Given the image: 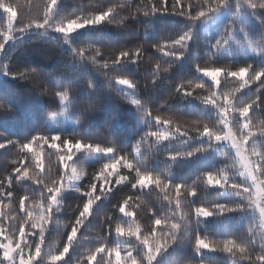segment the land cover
<instances>
[{
    "label": "trees",
    "instance_id": "16d2710c",
    "mask_svg": "<svg viewBox=\"0 0 264 264\" xmlns=\"http://www.w3.org/2000/svg\"><path fill=\"white\" fill-rule=\"evenodd\" d=\"M46 0H4V3L21 7L17 8L18 19L27 21L38 14L42 15L43 4ZM215 0H207L214 3ZM241 4L243 0H240ZM175 0H167L168 12H158L154 16L144 17L137 13V9H150L152 5L161 7L162 0H59L57 16L65 17L79 13L90 14L108 6H116L119 15L115 17H127L123 25L117 27L115 23H102L89 26L71 34L67 40L65 37L52 29H31L24 33L14 34L3 51H0V142L8 139L20 140L30 138L38 130L47 135L48 133L66 135L68 139H83L85 142L100 144L101 147L113 146L117 151L113 154L117 159L125 157L128 161L136 163L137 159H143L142 170L153 172L162 179L171 180L173 183H186L192 186V181L201 172L213 171L217 175L228 174L237 180L239 169L238 159L234 149L227 143L213 144L209 147L206 137H199L196 129L203 130L205 125L214 130H221L223 125L219 123L217 111L202 101L212 92L220 95L218 103L223 102V95L235 96L238 103H248L259 94L261 97L260 107L250 111V128L258 137L257 148H264V141L260 140L264 132V89L256 92L259 82H254L248 87L239 89L240 82L236 78L221 75L219 88L212 86L209 78L202 77L197 72L196 66L201 68L219 67L227 71L238 70L239 67L251 63L253 70L264 68V52L260 58L242 56L237 54L239 44L251 45L258 50H264V10L252 12L246 6L236 13L237 0H229L228 5L222 8L207 22H197L191 25L189 21L172 14V5ZM121 4L124 7H119ZM191 4V11L199 10L205 6V0H181V5L187 10ZM236 13L234 16L233 14ZM235 25L234 40L225 46L215 56H210L209 42L219 38V32L229 22ZM209 26L204 32V28ZM6 16L0 9V30H6ZM191 28L192 40L184 55L173 61L174 57L158 52L152 47L155 43H169L165 51H175L170 41L178 39L180 35ZM243 28V31H241ZM247 33V40L245 38ZM147 37V39H145ZM223 38H229L224 33ZM239 41L237 44L235 41ZM95 45L101 47L103 56L97 59L111 60L120 50H132L142 46V57L138 63H124L109 66L107 69L100 68L88 59L80 58L73 52L74 48ZM93 51H87V56H92ZM173 62V67L167 72L162 69ZM156 63L161 65V73L155 83H151L153 69ZM35 70L39 75L32 74ZM26 72L28 78H20L13 74ZM113 75L126 76L136 83L135 89H126L118 85L115 80L108 77ZM205 83L204 88H196V83ZM183 85L184 89L191 91V97H183L175 89ZM69 90V98L64 102L67 108V116L76 122L79 127L75 132L50 130L48 120L59 114L63 107L55 91ZM127 92L133 98L139 99L152 112L151 124L154 127L156 116L171 121L170 126H161L160 131L166 128L175 131L177 127L181 131H187L191 138H180L156 144L155 138L146 139L139 144L141 157H137V142L144 131H147L146 122L141 119V112L130 103V99L124 98ZM238 113L231 110L227 119L235 121ZM73 135V136H72ZM206 147L207 150L197 153L188 159L171 161L168 156L171 153L190 151L197 147ZM37 151L40 145L33 146ZM41 157L44 170L41 172L35 166L32 154L21 151L19 145L8 146L0 149V224L7 234L16 231L18 225L25 219L21 212L19 201L27 196L26 207L35 213L41 211L42 201L41 185L33 181L17 182L13 179L11 185L8 177L13 169L28 165L27 171L30 176L38 180L42 177L43 182L51 186L53 181L60 182L62 174L67 173L62 182L65 189L61 197L60 211L55 212L53 221L47 225L45 253L59 252L66 241L65 233L70 231L87 197L82 195L90 191L92 184L96 185L95 195H100L101 200L93 205V212L84 222L78 233V241L69 255V264H78L86 257L90 250H94L99 244L104 243L109 247L119 244L122 249L135 248V238L120 237L115 233L108 234V226L113 228L117 223L128 221V224L139 225L144 236L152 239L151 231L155 218H168L171 223H185L180 219L183 212L191 211L195 206L204 205L211 207L215 203H231L240 198L232 190H223L218 187L199 182L196 185L197 195L182 200L181 208L175 209V193L171 188L168 191L173 205H169L164 199V191L154 185L146 189L131 188L135 182V172L124 167L121 161L115 172L120 176L127 177L121 185H116L118 176H108L111 170H101L108 163L107 157L100 153L84 151L74 155L70 167L65 168L54 151L47 145H43ZM227 154V155H226ZM75 168L79 180H69L71 169ZM106 176L105 180L103 177ZM101 185L105 189L111 187L112 193L105 197L101 193ZM72 186V187H70ZM79 188L80 192L75 189ZM12 191L13 196L8 198L6 193ZM187 189H182L186 194ZM47 195L46 192L43 193ZM128 200L127 208L135 212L134 218H124L118 211V205ZM191 201V203H190ZM153 212L156 216H153ZM175 212V215H173ZM197 224L190 225L188 229L182 228L177 234V241L166 252L162 253L154 264H249L247 259H239V253L234 258L222 251L203 250L197 255L192 251L196 232L207 242L222 246L226 239H234L238 242H248V229L251 228L256 244L251 246V255L254 261L255 255L260 252V242L264 240V230L259 223L257 215L251 211L226 213L221 216L201 218ZM128 224H125L127 227ZM168 230L164 226V232ZM161 232L158 230L155 239H160ZM27 249L25 252L27 253ZM123 254V252H122ZM135 254V253H134ZM99 258V257H98ZM107 259V258H106ZM237 259V260H234ZM45 264L47 258L45 257ZM104 264V262H102Z\"/></svg>",
    "mask_w": 264,
    "mask_h": 264
},
{
    "label": "snow or ice",
    "instance_id": "6c2138e0",
    "mask_svg": "<svg viewBox=\"0 0 264 264\" xmlns=\"http://www.w3.org/2000/svg\"><path fill=\"white\" fill-rule=\"evenodd\" d=\"M229 3V0H215L214 3H207L205 0V6L199 8V10L191 11L192 5L189 4L187 10L181 5V0H175L172 5V14L182 16L186 18L191 25L197 22H207L211 20L215 14H217L222 8H225ZM59 0H46L43 4L42 15L38 14L35 17L24 21L18 19L17 8L21 7L17 4L15 7L11 4L4 3V0H0V9L6 16V30H0V51H3L5 44L13 39L14 34L24 33L31 29L45 30L52 29L55 32L61 33L65 39L69 38L72 33L77 32L80 29L99 25L102 23H115L117 27L123 25L127 17H121L116 20L115 17L119 15L116 6H108L105 9H100L94 13L84 14L79 13L76 15L58 17L57 8ZM246 6L252 12L257 10H264V0H243L241 4L240 0L236 3V13L241 11V7ZM119 7H124L121 4ZM168 12L167 0H162L160 8L152 5L150 9H137V13L142 14L144 17H151L158 12ZM236 13L233 15L235 16ZM243 31V28H241ZM235 32V25L229 22V24L222 29L218 37L214 41L209 42L210 56H215L225 46H228L231 41L234 40L233 33ZM224 33H228L229 38H223ZM193 32L191 28L179 36L178 39L170 41V45L175 51H165L169 47V43L160 44L155 43L152 45L158 52H164L165 55L174 57L173 61L181 58L187 51L190 41L192 40ZM247 40V33H245ZM147 39V37H145ZM239 44V41H235ZM249 49L255 55H260L264 50L258 51L256 47L251 45L249 42ZM87 51H93L92 56H87ZM73 52L77 57L88 59L100 68L107 69L109 66L124 64V63H138L142 57V46L137 47L134 51L132 50H120L113 59H97L102 57L103 52L101 47L95 45H88L85 47H77L73 49ZM173 67V62L169 63L167 67L162 69L163 72L167 73ZM197 72L202 74V77L209 78L212 82V86L219 88L221 85V75H225L229 78H236L240 84L237 91L248 87L254 82H259V86L256 89L257 93H260L264 89V68H256L253 70L251 63L246 66L239 67L235 71H227L224 69L215 68H201L199 65L196 66ZM32 74L39 75L35 70L30 71ZM153 75L151 83H155V80L159 78L161 73L160 63H156L153 69ZM20 78H28L29 73L20 72L13 74ZM110 80H115L118 85L125 86L126 89H135L136 83L134 80L129 79L126 76L113 75L108 77ZM196 88H204L205 83H196ZM175 91L183 97H191L192 92L184 89L183 85H179ZM55 95L60 99L61 104L69 98V90L55 91ZM124 98L130 99V103L137 107L141 112V119L146 122L147 131H144L140 137V141L137 142L136 153L137 157H141L139 144L144 142L146 139L155 138L156 144H162L172 140H178L180 138H191L189 133L181 131L179 127L175 131L165 129L160 131L161 126H170L171 121L167 119H161L156 116L154 118V127L157 130H152L153 125L151 124L152 112L148 109L139 99L133 98L127 92L124 93ZM220 95L217 92H212L209 96L203 99L205 105L211 106L217 111L219 123L223 125V128L219 131L205 125L203 130L196 129L199 137H206L209 141V147L213 144L227 143L231 149L235 151V157L239 162V169L237 175L240 177L237 180L235 177L229 176L228 174L217 175L213 171L201 172L196 179L192 181V186L189 187L186 183H173L171 180L162 179L159 175H153V172L145 170L141 167L143 159H137L136 163L128 161L125 157L117 159L113 154L117 149L113 146L101 147L100 144H93L85 142L83 139L71 140L66 135L48 133L47 135L42 134L39 130L32 135L30 138L24 139L21 143L20 140L8 139L0 142V149H6L8 146L19 145L21 151L32 154V159L35 162V166L43 172L44 164L41 159L43 156V145H47L51 151H54L58 156L61 164L68 168L70 167L69 162L73 161L74 155L87 151L89 153H100L109 160L108 163L103 165L101 174L103 176L104 170H111L107 173L108 176L113 175L117 169V165L123 161L124 167L135 172V182L131 183L132 189H146L150 186L164 191V199L168 201L169 205H173V200L170 199L168 191L169 188L174 190L175 202L174 208L180 209L181 202L187 197H194L197 193L196 185L203 181L207 185L218 187L223 190H232L240 198L238 201L231 203H215L211 207L204 205L195 206L191 211L183 212L180 219L185 223L182 225L179 222L171 223L168 218H155L153 221V228L151 231L152 239L148 236H144L141 232L139 225L133 226L128 224V221L117 223L113 228L111 225L108 226V234L115 233L117 238L127 237L135 238L138 242L135 248L129 247L122 249L119 244L116 246L109 247L104 243L99 244L94 250H90L88 255L78 262V264H154L157 258L164 252L167 251L177 241V234L182 228L188 229L190 225L197 224L202 219L211 216H221L226 213L233 212H248L251 211L254 216L258 214L259 219L264 223V148H257L258 137L250 128L251 117L250 111L254 108L260 107L261 97L259 94L256 95L255 99L248 103H238L235 96L223 95V102L218 103ZM67 108L63 109V112H67ZM234 110L238 113V117L235 121L227 119L228 113ZM54 118V117H53ZM73 136V135H72ZM260 140L264 141V132L261 133ZM40 145L41 150L37 151L33 146ZM206 147H197L190 151L171 153L168 158L171 161L177 159H188L195 156L197 153L206 151ZM227 155V154H226ZM22 167H16L13 169L12 174L8 177L9 185L12 184L13 179L17 182L33 181L40 184L42 192V201L40 204L41 211L35 213L26 207L25 201L27 196L23 197L19 201V207L21 212L25 214V219L18 225V228L11 235L7 234L6 228L0 224V264H45V257L47 258V264H69V255L78 241V233L83 227L85 219L92 214L93 205L96 201L101 200L100 195H95L96 185L90 186V191L82 193L87 197V202L83 204L82 210L79 211L74 223L70 227V231L66 232V241L63 244L62 249L57 253H45V233L47 225L53 221L55 212L60 211L61 208V197L65 191L62 187V182L67 173H64L60 177V182L53 181L51 186L43 182L41 177L39 180L30 176L27 168L28 165L23 164ZM118 178L115 180L116 185H121L124 180L127 179L125 176H120L118 172H115ZM105 180L106 176L103 177ZM69 180H79L80 176L76 174L75 168L71 169V175L68 176ZM3 185L0 184V187ZM72 187V186H70ZM182 189H187L186 194L182 192ZM76 192H80L79 188L75 189ZM100 191L105 197L112 193V188L107 189L101 185ZM47 195L44 196L43 193ZM3 193H0V199L3 197ZM8 198L13 196L12 191L6 193ZM191 203V201H190ZM128 200H124L123 203L119 204L118 211L124 218H134L135 212L129 211L127 208ZM175 215V212H173ZM153 216L156 213L153 212ZM125 224H128L126 227ZM164 226L168 227L167 232H164ZM161 232L160 239H155L157 231ZM248 236L251 237L248 242H238L234 239H226L223 241L222 246L210 244L206 238H202L201 235L196 232L194 244L192 245V251L196 254H201L203 250L209 251H222L230 254L236 258L239 253V259H247L249 264H264V240L260 242V252L255 255L253 261L251 255V246L256 244L254 233L251 228L248 229ZM27 249V253L25 252ZM123 252V254H122ZM135 253V254H134ZM99 257V258H98ZM107 258V259H106ZM237 260V259H234ZM203 264V262H201Z\"/></svg>",
    "mask_w": 264,
    "mask_h": 264
},
{
    "label": "rangeland",
    "instance_id": "374dc122",
    "mask_svg": "<svg viewBox=\"0 0 264 264\" xmlns=\"http://www.w3.org/2000/svg\"><path fill=\"white\" fill-rule=\"evenodd\" d=\"M209 26H206L204 28V32L207 33L205 30L208 28ZM238 50L236 51L237 54H240V51L244 52L245 54H241L242 56H248V57H252V58H260L262 53L260 55H255L252 53V51L249 49V47L246 45V44H239L238 45ZM258 50V49H257ZM260 51V50H258ZM64 106V103L62 104V107ZM65 107H63L64 109ZM63 109L62 111L55 115V116H52L49 118L48 120V127L50 130H59V131H65V132H75L79 125L74 122V121H71L68 116H67V113L66 112H63ZM54 117V118H53ZM238 166L240 167V165L238 164ZM257 217H258V214H257ZM258 220H259V223L260 225L262 226L263 230H264V223L261 222V220L259 219L258 217ZM198 255V254H197Z\"/></svg>",
    "mask_w": 264,
    "mask_h": 264
}]
</instances>
